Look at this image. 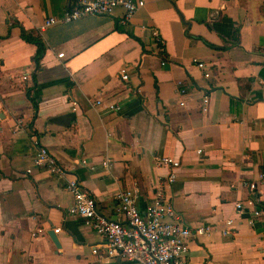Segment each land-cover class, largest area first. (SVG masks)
Segmentation results:
<instances>
[{"label":"crops","instance_id":"0c3cea01","mask_svg":"<svg viewBox=\"0 0 264 264\" xmlns=\"http://www.w3.org/2000/svg\"><path fill=\"white\" fill-rule=\"evenodd\" d=\"M76 1L0 0V264H133L90 252L101 238L67 213L65 177L32 165L37 145L104 216L118 189L161 187L180 224L210 227L186 264H264V0H143L125 24L120 9L61 21ZM18 25L43 43L37 70ZM163 156L178 162L170 184ZM250 183L253 224L234 208H251Z\"/></svg>","mask_w":264,"mask_h":264},{"label":"built area","instance_id":"2783aa9c","mask_svg":"<svg viewBox=\"0 0 264 264\" xmlns=\"http://www.w3.org/2000/svg\"><path fill=\"white\" fill-rule=\"evenodd\" d=\"M143 4V0H77L72 7L63 12L60 20L69 22L84 15L108 16L115 9H120L119 19L125 24ZM55 22L56 19L47 18L41 27ZM150 34L154 42L161 47L163 41L157 30L150 28ZM61 55L62 53H59L57 56L61 57ZM197 66L201 67L202 64L197 63ZM118 73L122 80L127 79L124 67L120 68ZM203 75L207 77L208 73L204 72ZM179 93H183L182 88L179 89ZM206 101V97H203L201 100L203 106ZM179 104L183 103L179 102ZM157 161L170 168L162 183H172L175 177L174 169L178 166V162L165 156L157 157ZM32 165L44 167L54 175L65 177V188L73 199L66 211L78 217L101 238L98 245L90 247V252L99 261L118 259L133 264H186L189 239L202 235L210 229L208 226L189 228L180 224L171 202L164 195L161 187H155L149 196L144 197L140 196L135 188L118 189L114 194L115 217L104 216L97 210L91 193L84 189L75 177L68 178L66 171L44 146H36ZM103 165H106V161ZM259 179L263 180L261 176ZM254 189L253 183L248 184L250 195L246 199V204L251 206L250 209H245L240 202L234 204L237 212L243 214L247 213L246 210L248 211V220L251 224H253L252 217L258 216L263 210L255 206L258 201L256 195L252 194ZM230 223L229 219L225 221L228 227ZM228 227L221 230L222 234L227 233ZM57 230L54 229V232Z\"/></svg>","mask_w":264,"mask_h":264},{"label":"trees","instance_id":"16d2710c","mask_svg":"<svg viewBox=\"0 0 264 264\" xmlns=\"http://www.w3.org/2000/svg\"><path fill=\"white\" fill-rule=\"evenodd\" d=\"M18 28H19V37L24 42L31 43L35 46V52H34L31 59H32V62L34 63V68L37 70L38 69V61L44 52L43 43L37 34H32L31 32L26 31L20 25H18ZM235 31H236V29H235ZM235 41H236V39H235ZM32 81H33L32 86L25 88L24 93L26 95V98L30 102L32 109L35 113V111H36V100H35V97L33 95H31V91L33 89H35L37 87V85H36L33 77H32ZM255 206L263 209V206H262L261 202H259V201L255 203Z\"/></svg>","mask_w":264,"mask_h":264},{"label":"water","instance_id":"95a60500","mask_svg":"<svg viewBox=\"0 0 264 264\" xmlns=\"http://www.w3.org/2000/svg\"><path fill=\"white\" fill-rule=\"evenodd\" d=\"M46 233H47L49 239L51 240V242L53 243V245H54L55 247H59V243H58V241H57V239H56V236H55V234L53 233L52 229H49Z\"/></svg>","mask_w":264,"mask_h":264}]
</instances>
